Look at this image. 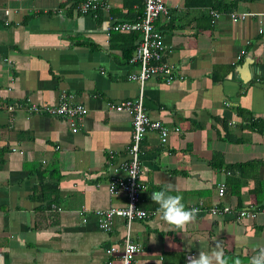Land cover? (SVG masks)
Listing matches in <instances>:
<instances>
[{"label":"crops","instance_id":"0c3cea01","mask_svg":"<svg viewBox=\"0 0 264 264\" xmlns=\"http://www.w3.org/2000/svg\"><path fill=\"white\" fill-rule=\"evenodd\" d=\"M78 1L0 0V264L109 259L103 250L122 243L125 223L113 216L103 230L96 212L125 203L107 184L127 159L131 115L106 103L138 96L169 132L162 141L149 129L139 141L146 190L137 204L156 211L129 226L139 244L133 264H187L217 241L227 257L248 264L264 246V0H238L230 11L249 12L243 20L215 9L213 23L208 5L166 0L168 12L154 26L173 77L141 83L127 79L138 65L125 51L126 34L139 32L105 30L109 14L125 18L124 0H102L110 8L96 17L74 10ZM61 91L87 110L75 132L62 117L26 111L33 102L56 104ZM8 105L14 110L5 112ZM165 188L198 209L182 230L160 219L151 199ZM223 206L257 211L236 219L210 210Z\"/></svg>","mask_w":264,"mask_h":264},{"label":"built area","instance_id":"2783aa9c","mask_svg":"<svg viewBox=\"0 0 264 264\" xmlns=\"http://www.w3.org/2000/svg\"><path fill=\"white\" fill-rule=\"evenodd\" d=\"M166 0H142V14L133 20H117L112 15H108L106 32H126L138 31L139 36L134 45L130 57L127 59L129 63L138 65L135 71L127 75L128 80L143 82L152 75H161L166 82L172 79L173 68L171 65L161 60L165 50V44L162 35L154 26L155 19L160 14H167L165 6ZM109 4L102 0H79L73 9L79 13H87L93 17L97 16L98 10L108 11ZM206 13L210 22H214L220 12L208 7ZM250 13L247 11H230L228 16L232 20H243ZM107 107L117 111H127L131 115V133L130 143L127 146V159L118 167L120 173L113 175L108 181L107 190L110 193L122 192L125 195V203L121 207H107L97 210L98 226L103 230H108L113 216H120L125 223V234L122 243L119 245H111L104 248L103 253L108 256L103 264H111L110 257H117L120 264H133L134 253L139 250V244L134 242L129 236V226L134 219L143 220L154 214L155 209L146 210L138 206L137 202L141 192L146 190L145 184L140 180L139 159V141L143 134L149 130H155L159 134L160 140L164 141L169 128L165 127L160 121L153 120L148 117L141 102L140 96L134 99H124L118 102H107ZM12 105L5 108V112L13 111ZM26 111L37 114H45L49 116L62 117L66 120L71 132L77 131L82 123L87 110L81 103L72 101L71 95L61 91L59 100L56 104L40 105L38 103H30L26 107ZM173 132L178 128L173 126ZM15 148L13 147L12 150ZM223 184H217V194L221 195ZM196 209V206H193ZM211 212L216 214L232 213L236 218H253L257 209L244 207L231 210L228 206L210 208Z\"/></svg>","mask_w":264,"mask_h":264},{"label":"clouds","instance_id":"9594fccd","mask_svg":"<svg viewBox=\"0 0 264 264\" xmlns=\"http://www.w3.org/2000/svg\"><path fill=\"white\" fill-rule=\"evenodd\" d=\"M171 191V188L153 191L151 199L159 206L157 211L160 219L174 226L175 229L182 230L195 220L198 209H186L182 202L183 197L179 194H170ZM187 264H242V261L238 257H227L222 242L217 241L210 252L200 251L198 256L188 257ZM248 264H264V246L257 248Z\"/></svg>","mask_w":264,"mask_h":264},{"label":"trees","instance_id":"16d2710c","mask_svg":"<svg viewBox=\"0 0 264 264\" xmlns=\"http://www.w3.org/2000/svg\"><path fill=\"white\" fill-rule=\"evenodd\" d=\"M238 0H192V1H186L187 6H204L208 5L210 8L217 9V10H225V11H230L235 8L236 3ZM241 1V0H240ZM135 3V7H131L132 3ZM127 8L126 12L123 14L125 20H133L136 19L137 17H140L142 14V0H132L129 3H127L125 0L122 4ZM113 14V13H112ZM116 15V14H114ZM119 19V20H123ZM117 35H124L120 33H115ZM130 36V40L128 43V46L126 48L127 56H130L133 46L135 45L137 39H138V33L137 32H129L128 34ZM135 41V43L132 41Z\"/></svg>","mask_w":264,"mask_h":264}]
</instances>
